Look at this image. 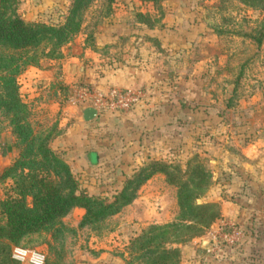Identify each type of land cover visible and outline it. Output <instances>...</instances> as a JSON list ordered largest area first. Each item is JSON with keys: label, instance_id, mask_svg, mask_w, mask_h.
<instances>
[{"label": "rangeland", "instance_id": "rangeland-1", "mask_svg": "<svg viewBox=\"0 0 264 264\" xmlns=\"http://www.w3.org/2000/svg\"><path fill=\"white\" fill-rule=\"evenodd\" d=\"M16 1L21 21L61 26L74 0ZM77 17L76 33L54 53L40 54L42 45L22 54L35 61L16 77L31 138L46 141L87 196L111 201L152 163L167 174L144 182L116 215L81 226L84 211L73 208L5 242L7 255L19 248L41 252L44 264H146L153 248L140 246L151 230L188 236L185 227L210 207L218 219L194 238L154 244L177 249L179 264H264V0H93ZM126 87L143 93L140 105L80 120L93 92ZM9 121L0 110V201L13 196L20 170ZM187 196L193 213L179 208ZM238 197L242 223L237 210L226 216ZM218 222L240 229L238 249L208 253Z\"/></svg>", "mask_w": 264, "mask_h": 264}, {"label": "trees", "instance_id": "trees-1", "mask_svg": "<svg viewBox=\"0 0 264 264\" xmlns=\"http://www.w3.org/2000/svg\"><path fill=\"white\" fill-rule=\"evenodd\" d=\"M92 1L74 0L63 25L47 26L42 23L29 24L21 21L16 15L17 1L0 0V110L4 116L10 118V132L18 141L14 145L19 152V160L15 167L20 169L10 189L13 196H7L0 201V264H15L11 259V253L10 255L6 253L5 242L16 244L25 235L46 227L73 208L84 211L81 226L96 224L109 216L116 215L123 207L129 205L134 200L135 192L154 174H167L164 168L152 163L147 168L141 169L132 179L127 180L111 201L87 196L78 191V183L71 175L68 166L50 151L46 141L38 142L30 136L29 128L25 123L24 106L18 95L16 77L22 67L30 62L34 64L35 61H31L34 59L30 57L24 59L22 54L37 50L42 45L44 48L40 54L46 50V56L54 53L69 36L76 33L80 22L77 15L82 14ZM112 1L107 0L109 5ZM147 2L152 3L153 0ZM146 169L149 170L145 172ZM184 185L185 183L180 184L179 189ZM184 192L183 188L181 193ZM191 204L192 200L189 196L179 199L180 210L186 212L188 209L193 213ZM201 209L209 215L204 220L201 219L204 216H197L198 222L185 227L188 236L175 233L167 235L164 230L169 226L151 230L147 242L140 246L142 249L150 246L153 248L149 252L153 257L149 256L146 264H179L180 254L177 249H163L155 245L154 241L168 239L171 243L180 244L194 238L218 219V215L210 213L212 208Z\"/></svg>", "mask_w": 264, "mask_h": 264}, {"label": "built area", "instance_id": "built-area-1", "mask_svg": "<svg viewBox=\"0 0 264 264\" xmlns=\"http://www.w3.org/2000/svg\"><path fill=\"white\" fill-rule=\"evenodd\" d=\"M92 106L97 111L109 113H127L140 105L144 95L139 89L111 88L105 92H93L90 95ZM243 235L239 228L226 224L207 234L208 253H220L221 249H238ZM11 259L15 264H44L45 256L39 251L14 248Z\"/></svg>", "mask_w": 264, "mask_h": 264}, {"label": "water", "instance_id": "water-1", "mask_svg": "<svg viewBox=\"0 0 264 264\" xmlns=\"http://www.w3.org/2000/svg\"><path fill=\"white\" fill-rule=\"evenodd\" d=\"M97 117V111L90 104L86 105L80 110V120L84 123L91 122ZM85 161L89 164L90 167L97 165V156L94 153H86L84 155Z\"/></svg>", "mask_w": 264, "mask_h": 264}, {"label": "crops", "instance_id": "crops-1", "mask_svg": "<svg viewBox=\"0 0 264 264\" xmlns=\"http://www.w3.org/2000/svg\"><path fill=\"white\" fill-rule=\"evenodd\" d=\"M113 84H115V83H113ZM120 88V87H119ZM123 88H125V87H123ZM127 89L129 88V87H126ZM97 116H98V113H97ZM97 118V117H96ZM95 118V119H96ZM93 153V152H92ZM86 154V153H85ZM84 154V155H85ZM96 156H97V154L96 153H94ZM85 160V159H84ZM239 199H245V198H243V197H238V200H237V202L236 203H231V205H233L232 206V213H230V211H228L227 213H226V216H227V214L229 213V214H231V216H233L232 214H233V212H234V210H237L236 211V221L237 222H239V223H242V221H243V216H244V212L242 211V210H240V208L238 209V208H236V207H238V206H241V204L239 203L240 202V200ZM130 205H134V202H132ZM130 205H127V208L128 207H130ZM224 213H225V211H224ZM224 213H222V217L224 216ZM221 217V218H222ZM233 218V217H232ZM233 220H234V218H233ZM219 223V222H218ZM216 224V225H214V228L216 229L217 227H219V225L221 224V223H219V224ZM216 226V227H215ZM214 229V230H215ZM211 231H213V228H212V230ZM201 241L203 242V238L201 239ZM197 242V241H196Z\"/></svg>", "mask_w": 264, "mask_h": 264}]
</instances>
